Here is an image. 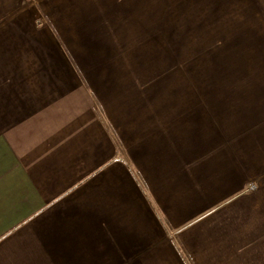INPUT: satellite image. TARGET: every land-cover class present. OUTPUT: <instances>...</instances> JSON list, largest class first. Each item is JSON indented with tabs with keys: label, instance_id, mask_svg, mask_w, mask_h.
Here are the masks:
<instances>
[{
	"label": "crops",
	"instance_id": "obj_1",
	"mask_svg": "<svg viewBox=\"0 0 264 264\" xmlns=\"http://www.w3.org/2000/svg\"><path fill=\"white\" fill-rule=\"evenodd\" d=\"M0 264H264V0H0Z\"/></svg>",
	"mask_w": 264,
	"mask_h": 264
}]
</instances>
